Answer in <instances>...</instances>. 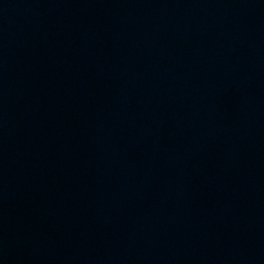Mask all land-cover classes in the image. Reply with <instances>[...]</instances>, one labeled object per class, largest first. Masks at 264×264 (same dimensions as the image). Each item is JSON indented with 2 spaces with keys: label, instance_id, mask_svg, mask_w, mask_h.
<instances>
[{
  "label": "water",
  "instance_id": "water-1",
  "mask_svg": "<svg viewBox=\"0 0 264 264\" xmlns=\"http://www.w3.org/2000/svg\"><path fill=\"white\" fill-rule=\"evenodd\" d=\"M0 264H264V0H0Z\"/></svg>",
  "mask_w": 264,
  "mask_h": 264
}]
</instances>
